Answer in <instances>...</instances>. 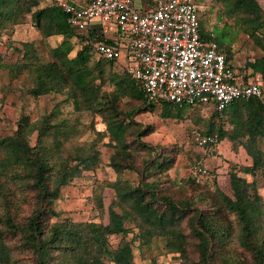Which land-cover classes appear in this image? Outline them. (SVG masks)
Masks as SVG:
<instances>
[{"label":"trees","instance_id":"1","mask_svg":"<svg viewBox=\"0 0 264 264\" xmlns=\"http://www.w3.org/2000/svg\"><path fill=\"white\" fill-rule=\"evenodd\" d=\"M43 1L0 0V40L8 35L9 45L19 54L15 64L6 63L0 54V71L7 70L11 78L27 73L31 97L62 95L76 113L100 118L105 130L95 131L98 138L90 145L68 148L81 129L62 117L58 105L38 121L22 115L16 131L0 138V264H136L135 243L142 249L154 246L159 256H176L180 264H264V198L257 181L264 173L263 104L255 98L239 99L224 116L213 108L200 119L204 128L200 137H217V145L228 141L235 152L243 149L252 160L251 166L231 170V196L217 184L212 189L192 178L179 187L174 182L166 186L178 151L146 142L156 127L136 118L161 109L162 118L183 120L189 110L204 106L150 103L138 80L121 66L115 69L119 61L96 56L98 45L117 46L102 25L81 31L69 24L62 9L48 0L42 7ZM196 1L201 39L218 44L239 83L259 80L264 90L260 0H212L218 7L213 26L212 11L204 12V0ZM29 17L41 41L15 47L14 29ZM242 35L260 55L239 72L232 48ZM52 37L63 38L55 49L47 45ZM74 40L81 47L71 57ZM105 140L114 151L109 166L117 174L108 185L116 193L109 222L77 223L70 218L53 222L59 218L56 203L63 199L64 189L101 167L99 143ZM127 172L138 176L136 184L122 177ZM95 203L103 212L102 194L96 193ZM25 206L30 208L26 213ZM112 236L122 238L115 249L110 246Z\"/></svg>","mask_w":264,"mask_h":264},{"label":"rangeland","instance_id":"2","mask_svg":"<svg viewBox=\"0 0 264 264\" xmlns=\"http://www.w3.org/2000/svg\"><path fill=\"white\" fill-rule=\"evenodd\" d=\"M45 2L46 0L42 2V7L45 6ZM260 2L264 8V0H260ZM134 4L137 9L142 8L140 0H134ZM204 5V12L212 11L210 20L213 26L217 23L216 12L218 7H214L212 0H204ZM13 40L15 47H19L21 42L41 41L40 33L32 26L31 17L28 18L25 24L14 29ZM62 41V37H52L47 40V45L49 48L55 49L60 46ZM39 45L41 54H43L45 60H48V55L43 51L40 42ZM71 46L73 47L71 57H74L81 46L77 40L72 41ZM232 50L234 53L233 64L239 72L248 60H253L260 55V50L243 35L234 44ZM120 52L119 64L115 65L117 70L120 69V66L126 68L131 65L128 49L122 47ZM0 54L8 64H15L19 60V54L9 45L8 35H4L0 40ZM94 59L97 60L96 57ZM246 72L249 73V71ZM31 87L32 81L27 73L17 78H11L7 70L0 71V138L10 136L16 131L18 121L22 115H29L33 121H38L43 116L52 113L58 105L62 109V117L78 124L81 129L80 136L68 144V148L90 145L98 138L95 131L105 130V125L102 124L100 118H94L87 113H76L71 104L64 102V96L57 95L36 99L28 94ZM108 90L111 89L108 88ZM209 112L203 109L189 110L183 120H173L162 118L161 109H156L154 112L139 115L136 120L143 125H154L156 127V132L147 137L146 142L153 145L169 146L178 151L176 164L169 172L170 183H167L166 186L174 182L179 187L192 178L200 185L212 189H215V184H217L225 194L231 196L229 179L231 170L251 166L252 160L243 149L235 152L232 143L228 141L214 147L199 145L197 139L200 137L199 133L204 129L200 124V119L206 118L210 114ZM35 140L36 136L33 137L32 142L34 143ZM107 142L105 140L99 143L103 160L101 167L95 172L84 173L64 189L63 199L56 203L59 218L53 220V222L64 221L67 218L77 223L107 224L109 222V207L116 199V193L108 185L117 180V174L109 166L114 151L104 145ZM196 166L204 168L207 171L206 175L194 173V167ZM122 177L135 184L138 181V176L134 173L127 172ZM257 181L260 194L264 198V173L258 175ZM96 193L102 194L103 212L97 209L95 203ZM29 209L28 206H25V213ZM129 227L133 226L130 225ZM131 237L132 235L129 236V240ZM121 239L117 236L110 237V246L115 249ZM138 245V243H135L133 247L136 264H180L176 256H159L154 246L151 249H142Z\"/></svg>","mask_w":264,"mask_h":264},{"label":"built area","instance_id":"3","mask_svg":"<svg viewBox=\"0 0 264 264\" xmlns=\"http://www.w3.org/2000/svg\"><path fill=\"white\" fill-rule=\"evenodd\" d=\"M48 3L62 9L69 24L81 31L102 25L117 46L98 45V58L119 61L120 49L126 47L131 65L123 69L141 83L150 103L202 105L207 111L214 108L221 117L239 99L255 98L264 106L259 80L239 83L218 44L201 39L196 0H155V7L147 12L138 10L131 0ZM197 141L202 147L218 143L212 136ZM194 173L206 175L207 171L196 166Z\"/></svg>","mask_w":264,"mask_h":264},{"label":"crops","instance_id":"4","mask_svg":"<svg viewBox=\"0 0 264 264\" xmlns=\"http://www.w3.org/2000/svg\"><path fill=\"white\" fill-rule=\"evenodd\" d=\"M73 1L76 2V3H79V4H86L90 0H73ZM140 2H141V7L142 8L138 9V10H141L143 12L150 11V10H152L155 7V0H140ZM133 4H134V2H133ZM134 6H135V4H134ZM115 37H118V36H115Z\"/></svg>","mask_w":264,"mask_h":264}]
</instances>
